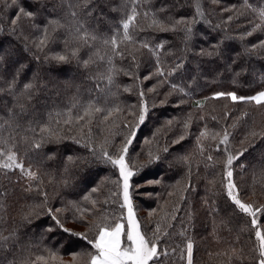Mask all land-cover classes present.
<instances>
[{
    "label": "trees",
    "instance_id": "trees-1",
    "mask_svg": "<svg viewBox=\"0 0 264 264\" xmlns=\"http://www.w3.org/2000/svg\"><path fill=\"white\" fill-rule=\"evenodd\" d=\"M162 2L154 0L153 7L158 8ZM188 2L193 6L176 11V17L193 15L195 0ZM21 3L27 10H37V14L32 21L21 22L24 26L22 35L18 30L13 36L9 33V21L16 9L6 6L11 4V0H0V11L3 12L0 18V28H3L0 31V48H11L15 53L6 56L3 68H0V76L3 77L0 87H6L5 82L12 79L16 68L27 63L28 68L18 78V87L39 71L42 79L38 83L48 85L46 111H63L76 96L81 103H86L90 98V90L92 96L98 95L95 81L87 78L95 73V68L85 73L75 61L56 65L54 61L46 60V57L68 51L62 35L53 34L43 51L36 47L42 29L56 15L51 13L52 0H39V3L37 0H21ZM113 3L119 4L120 0H113ZM200 3L205 19L197 18L192 39L187 44L183 40V33L179 32L145 31L139 34L140 39L149 40L152 45L166 42L163 50L158 52L159 66L165 71L180 59L184 60V67L175 75L167 77V83H161L165 77L154 75L158 66L157 56L145 49L137 53L136 63L139 67L132 63L130 57L115 58L116 68L123 71L115 76V86L111 87L105 107H118L120 111L104 123L100 117L93 119L90 125V147L97 149V157H100L101 149H106L113 158H117L125 139L135 132L126 162L133 172L131 193L136 218L140 220L142 229L152 227L149 212L154 211L158 219L171 212L173 206L180 209L177 220L171 221L173 227L168 229L171 236L161 242L170 251L168 264H186V258L180 257L187 237H191L194 242V264H228L226 253H230V246L243 248V255L248 257L244 264H255L252 257L258 256V252L252 249L258 241L255 239V229L250 224L251 218L245 214L225 212L230 201L226 195L224 165L229 153L235 154L247 146V141L242 144L241 140L249 130L264 131V105L250 101L233 102L228 96L219 99L213 97L219 92H234L238 96L250 97L264 91V55L256 53L249 56L245 52L246 48L264 40V32L257 31L252 36H244L254 23L260 21L256 13L243 7L242 0H220L218 4L212 3V0H200ZM249 3L257 8L264 7V0H249ZM233 6L237 12L223 11ZM66 10L65 6V10L58 13L62 22L66 19ZM240 12H246V15H239ZM109 15L118 18L115 13ZM229 15H239V19L234 18L228 22ZM29 24L35 27H29ZM141 24L143 26L144 22L141 21ZM241 36L244 38L241 39ZM215 44L220 46L219 56L197 54L201 48L211 50ZM34 56H38L39 60L33 59ZM237 56L239 59L233 64L232 60ZM125 71L131 75H125ZM237 72L241 74L237 76ZM172 83L183 91L173 90L170 87ZM105 84L106 81L101 82L102 87ZM125 88L129 91H124ZM153 88L154 91H149ZM141 91L143 97L140 96ZM0 100H7L11 106L10 96H0ZM198 104L203 106L198 107ZM144 105L148 111L144 122L139 124L138 118ZM244 113L248 115L244 117ZM0 116L7 118L6 109H0ZM237 118H241L238 123ZM169 121L172 123L169 124ZM185 121L189 124L187 129L184 127ZM233 124L236 127H232ZM225 129L231 133L228 145L219 142ZM87 131L85 128L86 134ZM205 131L208 135L201 137L200 133ZM216 133L220 135L213 139ZM67 135L80 138L81 143L88 139L87 135L80 137L78 128ZM181 135L185 138L174 143ZM262 145L264 141L257 147ZM165 147L168 148L167 152L163 151ZM53 151L56 159L47 160L43 154H52ZM209 155L211 160L207 159ZM68 156L87 157L90 163L86 167L73 168L67 174L68 183H65L64 167ZM19 159L26 169L31 167L37 171L43 183L29 181L19 169H0V233L8 236L16 230L23 236L24 244L16 250L17 264H31L35 256L47 255L45 249L58 252L64 264H71L73 253L92 251L87 241L80 237L71 236L59 229L45 233L46 227L55 228V225L44 212L33 220L34 226L22 224L21 216L43 201L41 192L47 193L48 207L63 210L61 219L65 227L87 233L90 239L94 238L95 229L90 230L89 225L94 222L112 223L121 217L126 220L125 207H120L123 197L118 167L104 163L103 159H93L73 139L48 144L39 156L21 148ZM257 161L258 156L253 155L251 149L239 161H235L232 166L233 181L242 200L264 205V171ZM241 164L245 167L241 168ZM29 184L32 187L30 192L25 190ZM97 186L100 191L91 193V189ZM90 194L92 199L100 202L99 211L93 209L90 201L84 200ZM182 196L186 199L182 200ZM106 199L109 202L102 203ZM205 200H208V205L204 204ZM211 208L220 211L210 214ZM85 209H91L92 212L84 213L83 220H79L78 217ZM189 212L193 213L191 224L187 218ZM257 218L259 226L264 229V214L258 213ZM221 221H226L227 227ZM185 227L186 235H179ZM214 228L221 237L219 243L213 237ZM242 228L243 232L240 231ZM42 236L45 238L42 239ZM237 236L239 243L236 242ZM173 248L175 252L171 251ZM233 264L239 262L234 261Z\"/></svg>",
    "mask_w": 264,
    "mask_h": 264
},
{
    "label": "snow or ice",
    "instance_id": "snow-or-ice-1",
    "mask_svg": "<svg viewBox=\"0 0 264 264\" xmlns=\"http://www.w3.org/2000/svg\"><path fill=\"white\" fill-rule=\"evenodd\" d=\"M154 0H120L119 4H114L113 0H52L51 13L56 14L50 18L44 28L42 29V36L36 44L37 49L43 51L48 46V43L53 37V34L62 35L64 43L68 51L65 54H56L52 57H46L48 61H54L56 65L68 64L73 61L85 73L90 72L95 68V73L89 75L87 78L95 81V91L98 95L92 96L90 90V98L86 103H81L78 96L73 97L70 104L66 106L63 111H46L48 91L47 84L38 83L42 77L40 72L37 71L33 74L32 78L19 86V76L28 68L27 63L20 64L10 81L5 82L6 87H0V96L8 95L11 97V106L7 100H0V109H6V116H0V169L12 171L19 169L21 173L29 181H38L43 183L37 171H33L31 167L25 168L19 159V152L24 148L26 152L34 153L39 156L42 149L48 144H59L65 139H73L75 143L80 144L85 148L93 159H103L104 163H109L114 167H118L119 175L122 179V196L123 204L120 207L127 208L126 220L124 217L116 219L112 223L99 222L89 225L90 230L95 229L94 238L90 239L87 233H80L72 231L65 227L64 221L61 219L63 215L62 209L53 210L47 206V193L41 192L43 201L35 207L29 209L28 212L21 216L22 224L33 225V220L40 217L41 212L54 222L55 228L48 226L45 228V233H52L57 229L68 233L71 236H77L87 241L91 246L92 251H85L72 254L71 264H168L167 258L170 256V251L167 247L162 246V241L165 237H170L171 233L168 229L173 227L171 221L177 220V213L180 211L178 206H173L171 212H167L160 216L158 219L154 211L149 212V221L152 224L151 229H142L141 222L136 218L133 210L132 199L129 193V180L133 176V172L126 162L129 146L132 144V137L135 136L133 131L131 136L126 138L122 148H120V155L113 158L106 149H101L100 157H97V149L90 147V133L91 123L94 118L100 117L102 123L109 121L110 118L118 113V107H105L107 104V96L111 92V87L115 86V76L123 69H117L115 66V58L120 59L131 58L132 63L139 67L136 63L137 53L142 49L147 50L149 53L157 56V69L154 75L165 77L161 83H167V77L175 75L180 69L184 67V60L180 59L173 67L165 71L159 66L158 52L163 50L165 43L152 45L149 40L140 39L139 34L145 31L157 32H179L183 33V40L185 44L192 39L193 29L200 20L205 19V14L202 9L200 0H195L194 11L191 17H176L174 13L186 7L193 5L188 0H163L161 5L156 8L153 7ZM220 0H212V3L218 4ZM39 3V0H37ZM243 7L256 13L259 23H254L251 30L247 31L244 36H252L257 31L264 32V7L257 8L249 3V0H242ZM9 8L16 9L13 18L9 21V33L15 36L19 30L23 34L24 26L22 21H32L37 10H27L21 3V0H11V4L6 5ZM66 19L62 22L58 13L65 10ZM107 9V11H105ZM226 12H237L238 10L233 6L232 8H225ZM109 13H115L118 18L114 19ZM239 15H246V12H240ZM239 15H229L227 21L231 22L234 18L239 19ZM3 12L0 11V18ZM141 21L144 22L142 26ZM210 23V22H209ZM29 27H35L34 24H29ZM219 27V25H217ZM3 31V28H0ZM241 36V39L244 38ZM220 46L215 44L211 50L201 48L198 55L201 56H219ZM25 49L27 50L26 46ZM245 52L251 56L259 53L264 55V40H260L258 44L246 48ZM0 68H3L6 56H13L15 53L9 49L0 48ZM33 59L39 60L38 56ZM239 59L237 56L232 60L235 64ZM125 75H131L130 72L125 71ZM241 73L237 72L239 76ZM151 77H145L150 79ZM3 77L0 76V81ZM106 81L102 87L101 82ZM55 83L54 81H50ZM170 87L173 90L183 91L178 85L172 83ZM155 89H149L154 91ZM124 91H129L125 88ZM143 91L140 96L143 97ZM228 96L233 102H254L256 105H264V91H260L256 95L250 97L238 96L234 92L216 93L213 98L219 99ZM202 107V104H198ZM45 109V111H41ZM147 106L144 105L138 118V123L142 124L145 120L147 113ZM248 114L244 113L246 117ZM46 117V119H45ZM241 118H237V123ZM172 121H169L171 124ZM27 125V126H25ZM189 126L188 121L184 122V127L187 129ZM232 127H236L233 124ZM74 128L79 129L80 137L88 136L86 142L81 143V139L76 136H69L67 133L73 131ZM87 128V134L85 133ZM4 133H7L5 136ZM31 134V135H30ZM208 133L201 132V137H206ZM220 133L213 134L212 138L215 139ZM231 133L224 130L220 144L228 145ZM185 137L181 135L174 143H179ZM247 141V146L239 149L235 154L229 153L225 161V177L226 195L230 201V205L225 212L235 214H245L250 217V224L255 229V239L258 244L252 249L253 252H258V256L252 257L255 264H264V229L259 226L257 214H264V205H256L253 203L245 202L240 198L239 189L233 181L232 166L235 161H239L246 153L252 150L253 155L258 156L259 165L261 170L264 171V145L260 148L257 146L264 141V131H256L251 129L246 136L241 140V143ZM199 145V138L197 141ZM164 152L168 148L163 149ZM225 151H228L225 148ZM201 152L203 149L201 148ZM47 160H55L56 155L53 151L52 154L44 153ZM151 156V154H149ZM157 159H159L157 157ZM208 160L212 157L209 155ZM90 163L87 157H67V164L64 167L66 174L65 183H68L67 174L73 168L86 167ZM245 165L241 164V168ZM153 183H159L154 181ZM188 187H191L189 185ZM264 187V185H262ZM26 191H31L32 187L29 184ZM41 191L40 189H37ZM99 186L93 187L91 193H98ZM115 195V193H112ZM172 195V193H169ZM182 200L186 199L181 197ZM85 201H90L93 209L99 211L97 199H92L91 194L84 197ZM109 201L106 199L102 203L107 204ZM208 200L204 201L208 205ZM220 209L211 208L210 214L219 212ZM91 209H85L78 217L83 220L84 213H91ZM188 222L191 224L193 213L187 214ZM106 219V218H105ZM224 227H227L226 221H221ZM231 231V229H229ZM241 232L244 229H240ZM149 232L151 234L149 235ZM187 228L185 227L179 235L185 236ZM26 235V234H25ZM213 237L217 243L220 242L221 237L216 234L215 228ZM45 237L42 236V239ZM236 242L239 243V236L236 237ZM24 244L23 236L16 230L8 236L0 233V264H17L16 250ZM175 252L176 249H171ZM47 255H37L31 264H64L63 258L58 252L52 249H45ZM212 255V253H209ZM228 255V264H233L234 261L239 264H244V260L248 257L243 255V248L237 249L230 246V253ZM181 259L186 258V264H194V242L191 237H187L185 248L181 253Z\"/></svg>",
    "mask_w": 264,
    "mask_h": 264
},
{
    "label": "rangeland",
    "instance_id": "rangeland-1",
    "mask_svg": "<svg viewBox=\"0 0 264 264\" xmlns=\"http://www.w3.org/2000/svg\"><path fill=\"white\" fill-rule=\"evenodd\" d=\"M118 171H119V169H118ZM129 184H130L129 193H130V196H131V199H132L133 210H134L135 215H136L135 206H134V201H133L132 193H131V178H130V180H129ZM122 197H123V196H122ZM125 210H126V216H127V208H126V207H125Z\"/></svg>",
    "mask_w": 264,
    "mask_h": 264
}]
</instances>
